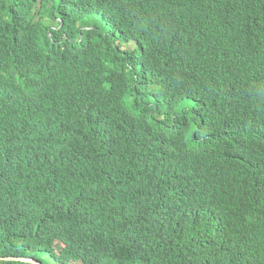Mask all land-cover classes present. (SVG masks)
Segmentation results:
<instances>
[{
  "label": "trees",
  "instance_id": "1",
  "mask_svg": "<svg viewBox=\"0 0 264 264\" xmlns=\"http://www.w3.org/2000/svg\"><path fill=\"white\" fill-rule=\"evenodd\" d=\"M43 254L264 264V0H0V264Z\"/></svg>",
  "mask_w": 264,
  "mask_h": 264
},
{
  "label": "clouds",
  "instance_id": "2",
  "mask_svg": "<svg viewBox=\"0 0 264 264\" xmlns=\"http://www.w3.org/2000/svg\"><path fill=\"white\" fill-rule=\"evenodd\" d=\"M140 2H142V0H138V3H140ZM61 23H62L61 21H58L55 23L56 26H58L56 28V30H60L62 28V27H60ZM50 37H51V35H50ZM22 89H23V93L21 95L11 96V102L14 105H19V107L23 104H28L32 107V109L35 113L36 110H35L34 104L38 105V103L42 97H38L37 95H35L32 92V90L29 88V86H28V88H27V86H22ZM120 186L122 187V189L127 194L132 195V196H140L142 201L146 204H151V203L157 201L155 190H154V184L152 182H146V183L138 184V185L122 184ZM74 208H75V205H74ZM18 259H29V258H22V257L10 258L9 257V258H5V259H1V261H6V262L15 261V262L23 263L21 261H18ZM29 261L44 264L41 261H39V262L34 261V259H29Z\"/></svg>",
  "mask_w": 264,
  "mask_h": 264
},
{
  "label": "rangeland",
  "instance_id": "3",
  "mask_svg": "<svg viewBox=\"0 0 264 264\" xmlns=\"http://www.w3.org/2000/svg\"><path fill=\"white\" fill-rule=\"evenodd\" d=\"M27 256V255H24ZM55 262L53 258H51V256L49 255V257L46 254H43V263L44 264H55L53 263Z\"/></svg>",
  "mask_w": 264,
  "mask_h": 264
},
{
  "label": "water",
  "instance_id": "4",
  "mask_svg": "<svg viewBox=\"0 0 264 264\" xmlns=\"http://www.w3.org/2000/svg\"><path fill=\"white\" fill-rule=\"evenodd\" d=\"M18 261H21L23 263H28V264H40V263H36L33 261H29V259H18Z\"/></svg>",
  "mask_w": 264,
  "mask_h": 264
}]
</instances>
